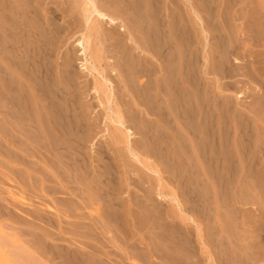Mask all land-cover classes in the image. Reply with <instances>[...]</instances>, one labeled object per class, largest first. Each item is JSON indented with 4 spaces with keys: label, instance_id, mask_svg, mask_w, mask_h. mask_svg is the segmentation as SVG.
I'll return each instance as SVG.
<instances>
[{
    "label": "rangeland",
    "instance_id": "374dc122",
    "mask_svg": "<svg viewBox=\"0 0 264 264\" xmlns=\"http://www.w3.org/2000/svg\"><path fill=\"white\" fill-rule=\"evenodd\" d=\"M66 1L67 2L64 5L70 6L69 3L71 4L72 0H66ZM159 1H160L159 4L163 6V9L161 8L162 10L160 11V14L162 15L163 18L166 19L167 31H168V28L169 30H172L173 27L175 29V26L177 28L178 23L185 24V27H188L186 31L188 29L191 31L190 32L188 30V32H185L186 34H188V36L187 35L185 36V38L188 40V41H186V39L184 40L187 42V43L185 42V46L183 43L180 46L181 41H179L177 35L174 34L176 30L173 29L172 30L173 34H171L172 35L171 37L172 45H174L172 46L173 55H174L173 61H175L176 59V61L173 62V66L175 65V63L178 64V65L177 64L175 65L176 67L174 66L175 68H173L172 66V69H173L172 73L174 74L175 70L177 72V74L175 72L177 77H174V80H175L174 82L176 85L177 83H179V76L180 74H182L180 73L182 72L180 70H183V72H185V74L188 75V77L187 76L185 77L188 83L187 82L184 83V85L187 87V90H186L187 92L185 91L186 95L184 94V92H182L185 95L186 99L184 96L182 98V95H183L182 93L180 95V92L186 89V87L183 84H181V82H180L181 86L178 84L180 86L179 88L174 86L175 90L176 88L178 89L176 90L178 91V93L172 91L171 92L172 95L168 94L170 90L168 91L167 85L165 84L166 78L164 77H166V75H165V72H163V68H162L163 62H161L163 60L161 58H160L161 60H154V63L158 68L155 76H157L156 85H158V99H159L158 104L160 105L159 109L161 113L160 112L159 114L154 113L155 115L154 114L150 115V113L148 114V111H147L148 104L147 102L144 103L143 101L141 103H144V106L140 104V106L137 107V109L141 113V115L148 118L149 121L151 120L150 122L152 123H149L151 124L150 127L154 126L152 127L153 130H151L150 128H148L149 124H146L148 126L146 128V133L150 137L153 136L154 134L155 135H154V138L151 137L152 144H150L151 142L149 140H148V143L145 144L147 140H145L146 142L143 141L144 139H142L140 132L135 133L134 137L131 138V143L133 144V146H135L137 153L139 154L140 159L143 162V164H140L139 162L135 161L133 158L128 157L125 153L123 154L124 157H122L121 155L123 153V150L120 151L117 148L110 145L109 138L107 137L101 138L102 144L104 145V149L107 150L106 152L108 155V158H106L105 161L108 162L109 161L108 159H110L109 162H111L114 166V168L110 171L112 176L109 178H111V180L113 181L116 179L115 180L116 183L113 182V184L115 185L117 184L115 188L117 186L119 187L121 186L122 188L121 190L122 192L119 195V198L124 202L123 205L125 207L130 206L131 208L134 209V213H135L134 217H131L130 219L129 218L125 219V221L128 220L129 222L128 221L123 222L121 225L122 227L120 226L118 227L119 229H112L106 234V236L110 237L112 240H116V243L114 242V246L122 248V250L125 251L130 256V258H131L130 254H133V252L130 249L131 246L129 248L128 245H131L130 243H132L133 241L137 245L139 252L141 251L140 252L141 255L143 253L145 256V257H142L141 255L140 256L134 255L132 256L133 261L130 258H128L129 260L126 259L125 263H121L119 261L114 263L113 261L116 258L113 257V252H117L116 250L118 249L112 246V244L110 245L109 243L106 244L105 243V241L107 242L106 240L107 237H106L104 239L105 241L104 240L102 241L103 245H105L103 247L102 245L94 243V242H91L92 244L91 243L89 244V247H93L92 245L94 243L95 244L94 247L97 248V250H100V249H104L106 251L108 250V253L110 254L112 252V255H109L107 258L104 259V264H117V263L118 264H160V263L162 264L163 262L158 258V256H161V257L164 256L163 258L166 262H168L169 264H171L172 262L173 264L176 261V258L178 257V253H179V256L185 258L186 260V253H188L190 246H194L196 250H198L197 253L199 252L198 255H199V259H201V264H204L205 263L204 258H206L205 257L206 256L205 250H206V245H207L206 243L209 242V239L210 241H212V236H213V240H217L219 238L225 237L223 236L224 233L227 236V233L225 232V230L222 232L223 228L225 229L227 227L229 228V231H231L232 226L236 225V222L237 223L241 222L240 224L239 223L238 224L241 227H243L242 229H245L246 231L250 232L251 228L248 226V224L250 225V223H248L247 225L244 224L243 226V223L245 222L247 223V221H245L246 216H250V215L255 216L259 214V212L264 213V208H263V205H264L263 203L264 202V190H263L264 189V170H263L264 169V17H263L264 8H262L264 7V0H247L248 2L247 7L249 5L248 8L244 6V4L242 6V5H239L238 3L233 6L231 3L232 0H227V1L226 0H211L212 3L214 2L213 3L214 7L212 8V11L211 9H209L210 10L209 11L207 8L202 9L200 4L203 0H159ZM236 1L238 2L239 0H236ZM216 3L218 4V6ZM66 8L68 9V7ZM169 11H171L174 14L169 13ZM67 12L62 14L61 16L58 14V18L60 16V19L58 18L56 19V21L58 22V23L56 22V25L58 28L60 27L61 29L64 26L67 28L61 29L62 33L60 32L61 34L59 35L63 37L62 38L58 37V39L55 40V44H57L58 48L54 46V49L56 47V50H54L55 53H53V57L55 56L56 58L52 57L51 60L53 59L52 60L53 62L56 60L55 64L56 65L58 64L57 65L58 67L57 66L55 67L54 63L52 64L54 65L57 71H59L58 68L62 69L64 61L65 63L67 61V63H69V66L71 65L70 67L69 66L67 67L68 70L70 68L71 75L75 73L78 76L75 74L73 75L75 77L76 76L79 77L78 79L74 81L73 84L74 85L76 84L78 86L76 87L79 88V92H78L79 98H80V95L83 94L82 95L83 97L80 98L79 101L78 100L77 101L82 102L84 104L83 106L86 105L84 107L85 109L83 108L84 109L83 111L85 115L87 114L86 117L88 118V121L90 122L93 121L92 123L95 124L94 132L96 133V135L93 136V140L91 143L90 141L87 143V149H89L88 151L90 155L95 156L96 154L94 155L91 152L92 150L90 149L91 147H94L95 143L97 145L98 143L97 139L99 138V135L102 134V132L99 133L100 130L101 129L104 130L105 128L112 130V127L114 125L110 123L108 120L104 119V116L106 113H108V111L107 110L105 111L103 107L99 106V102L103 100L102 95L94 96V94H92L90 90V88L92 87L95 81L94 74H88L86 72L84 74V72L80 68L81 56L79 55L80 54L79 47L76 45L75 39L77 40L78 38H80L81 33L84 31V27L82 26V24H79L80 22L79 16H76L77 20L75 21V24L73 22L71 24L72 19L69 20L70 24H67L68 23L67 21L68 18L66 17V14H68ZM177 17L179 18L177 19ZM223 17L226 19H224ZM163 18L162 19L160 18V19L164 21L165 19ZM171 18H173L174 20ZM183 20H186V21L184 22ZM120 23H125V22H123L122 20L121 21L118 20L117 26L120 25ZM156 23L158 24V22ZM159 23L161 24L160 21ZM186 23H187V26H186ZM171 24H173V27H171ZM180 24L178 26H180ZM131 25H133V23H131ZM70 29H71V32H69ZM222 29H224V31H221ZM108 30L109 29H106V28L104 30V32L106 31L105 33L107 35H109L110 33V32L107 33ZM137 37H138V34H137ZM108 39H110L109 42L107 41ZM108 39L103 42L100 39H96L93 36L90 41V47L93 50L97 48H100V49L102 48L103 58L101 60V64H102L101 66L105 67L106 70H108V73L111 75V69H117L116 65L118 67V65L122 61L121 59L119 60L120 51L118 50V48H111L108 50V48L110 47H115L114 44H112L111 46V43H113V40L111 39V37H109ZM137 39L138 41L136 40V42L137 43L139 42L140 45L142 44L141 46L145 47L143 43L145 41H143V38L141 39L140 35ZM73 40L75 41V43ZM107 43H109L110 46L108 44V47H107L106 46ZM128 43L130 45H133L131 42H128ZM58 44L61 47H59ZM186 44L188 46L187 47L188 49H186L187 52L185 54L186 55L185 58L188 60V63H190L191 66H186L189 64L185 63L186 62L185 58L183 57L181 58V54H183V51H181V49L182 50L184 49L182 48V46L186 47ZM105 49L109 52H106ZM115 50H118V51H115ZM117 52L119 54H117ZM136 52L138 55L145 56V52H140V51L139 52L136 51ZM178 52L180 53L179 57L177 56ZM189 60H192V61L190 62ZM60 61L63 62V64ZM59 62L61 63V65L59 64ZM0 65L3 67V69L5 68L4 64H2L1 61H0ZM178 66H179V69H178ZM220 66L222 69L219 68ZM11 72L9 70V72L7 73L11 74ZM124 73L126 75V72ZM81 75H85V76H81ZM118 75L119 74L117 73V70H116V72H113V74L110 76L114 84V94L115 95H114L113 104L111 106H108V108L110 109L111 107L117 106L120 110H122L123 115L126 116L127 105H130L132 103L133 98L129 95V93L125 89L124 84L122 81H120L121 78H119L120 76ZM95 76L97 75L95 74ZM88 78H90V81L88 80ZM144 79L145 77H142V81H144ZM152 79L154 80L153 76H152ZM191 80L192 82L194 81V83L190 82ZM162 81L164 84L160 85L162 84ZM85 82H87L86 86L89 87L87 88L85 86L87 89L86 91H85V88H83L85 85ZM90 82H91V85H90ZM1 83L2 82L0 80V86L3 85V83L2 84ZM80 84L83 85L82 88L80 87L81 86ZM181 87H183V89ZM193 87H197L198 89L196 88V91H194L195 89ZM160 88L163 90L166 89V92L164 91L165 92L164 93ZM189 93H191L192 95ZM198 93L201 95H198ZM166 94H168V98L170 97L171 100L167 99V96H165ZM175 94L177 95L174 97L173 95ZM178 100H180L179 103H182L185 101L186 105L189 106L188 107L189 110H188V108L187 109L185 108L186 107L185 104H183L185 106V107L183 106L185 109L184 112L186 113L187 111L188 112L191 111L190 114L192 113L190 115L187 112L186 114H189V115H186L187 118L185 116H183V119L178 117L180 116V113L178 111L179 109L177 108ZM208 100L210 101L208 102V105H207ZM170 103L172 105L169 106ZM199 104H202L203 107ZM171 106L173 108H171ZM145 107L147 110L145 109ZM205 108L207 111L205 110ZM163 109H164L163 111L164 113L162 112ZM171 109L173 111H171ZM214 110H215V113L213 114ZM193 112H194V115L196 114V116L193 115ZM166 113H168V115ZM200 113L203 116L205 115V118L203 116L201 117ZM160 116L163 119H161ZM210 116H211V119H209ZM214 116L215 118H213ZM169 117L172 119H170ZM178 118L181 120H179ZM202 118L203 120H200ZM125 119H128V118H125ZM240 119H243V120H240ZM245 119L247 120V122L244 121ZM127 122H128V125L134 127V125L131 122L129 121ZM243 122L244 124L246 123L248 125V131H245L246 135L244 134L242 136L243 132L241 133L238 132L237 124L241 125V123ZM202 125L204 126L202 127ZM213 125L215 126L217 125L215 127L216 129L213 128ZM227 125L228 126L230 125V126L228 127ZM160 126L161 127L163 126L164 128L163 127L161 128ZM175 126L178 129L174 128ZM170 127L173 130L170 129ZM189 128L191 130H194L195 128L194 131L196 133L194 134V132L191 131ZM133 129L135 130V128ZM156 129H158V131ZM174 129H176L175 131H177L178 135H175L176 132L174 131ZM183 129H186V130H183ZM204 130H206V132ZM96 131H98V133ZM178 131H180L182 135L180 134V132L178 133ZM188 131H190V134ZM210 131L212 134L210 133ZM151 132H153V134L150 135ZM227 132L229 133L227 134ZM247 132L251 135V136L248 135L250 138L249 137L243 138L244 136H247ZM192 136L194 137L192 138ZM215 136L218 137L219 139H216ZM162 137L164 139L160 140L162 139ZM205 137H208V138H205ZM210 138L213 140L216 139L218 141L210 140ZM152 139L154 141H152ZM165 139H167L168 141H166ZM223 139L225 141L227 140L226 141L227 143H225ZM209 140L210 142L213 141L214 144L210 145L209 142L207 143V141ZM241 140L242 141L245 140V141L242 142ZM201 145L204 147V149ZM182 146L184 147V149ZM239 146L240 147L242 146V147L240 148ZM247 146L249 147L248 149H247ZM237 148H239V151ZM145 149H148V150H145ZM169 151L170 153H168ZM175 151L177 152V154L174 153ZM179 151L181 152V154ZM241 153H242V156L239 155ZM243 154L245 156H243ZM217 155L219 158H217ZM204 158H206V160ZM223 158H225V160H223ZM229 158H231V160L233 161H231ZM252 158L254 159L253 160L254 162L252 161ZM211 161L213 164L211 163ZM256 161H258L259 163ZM0 164H1L0 165V181H1L0 182V190H1L0 191L1 192L0 193V264H24V263L30 264L31 262H34V259L32 261L28 260L29 262L23 261L25 257L22 255V252H21L23 250L20 251L21 245H22L21 249H23L24 247L29 248V250L31 249L32 250L31 254L34 253L33 255H35V257L37 258L39 257L41 264H80V263L81 264H92V263L98 264L97 263L98 260L93 257L95 256L94 253H93L94 255L91 254L92 252L90 253L92 256L89 254L88 256L81 255V253L85 251L87 248L84 245L82 246V248H79L81 250L80 252V250H77L78 248L76 247V245L68 244L67 240L74 241V239H76V236H73L72 234L67 233V234H64L67 240H64L61 237H59V221L56 217L57 215L59 216V196L53 193L52 191H48V190L39 191L36 188L34 191L36 193V196L29 198L27 195H23V197L16 199L17 201H19V203H26L27 201L32 202L36 205H39L40 208L48 204L47 208H50L52 214L50 213L47 215H49L52 219H50V217H48L47 215H46V218L44 219V224H45L44 227H45L46 236L44 238L45 244L41 245L42 251H40V248L38 246L36 247L35 245H32L31 242H28L27 236H23L22 234L19 233L18 229L21 228L20 227L21 225L16 223V221H14L18 215L17 213L18 210L16 209L17 207L16 208L14 207L4 208L3 205L10 203L8 199L10 192H19V188L22 187L23 184H25V182L21 180L22 178L20 177V174H19L20 171H22V169L20 168L21 166L19 165L13 166V164H11L6 158V155L0 156ZM243 165L245 167H243ZM258 165L259 166L261 165V167H259ZM92 166L94 167V161L92 163ZM146 166L147 167L149 166L150 168L154 169L156 173H151L150 171H148L146 169ZM220 167L223 172L221 171ZM261 168L263 171H261ZM219 169L220 171H218ZM229 169H232L231 172L229 171ZM248 169H250V172ZM227 171L228 173H230L229 175L227 174ZM215 172L219 174L217 173L215 174ZM207 173H210L209 176ZM232 174L234 175V177ZM252 175L255 178L252 177ZM229 176L233 181L229 178ZM19 178L21 181L19 180ZM217 178L219 180H217ZM240 179L242 182L240 181ZM258 179L260 180L258 181ZM218 182H219V185H218ZM46 184L50 186V184L52 183L50 184L46 183ZM110 185H112L111 182H110ZM258 185H260L259 186L260 188L258 187ZM24 186H26V184ZM55 186L57 187V185ZM246 189H247V193H246ZM248 191H251L252 193L251 192L248 193ZM150 192L153 194L152 196L148 195V194H151ZM243 192H244V195H243ZM159 194H161L162 196L160 197ZM249 194L251 196H249ZM134 195H137L143 204L142 203L140 204L132 203V200H134L133 199ZM146 196L149 198L151 197V198L149 199ZM250 198L252 201L253 199L258 200V202H261L263 205L260 203L261 207L259 208L257 207V210L255 206L253 207L251 205H248V206L241 205L242 200L240 202V199L244 200V199H250ZM223 199H224V202H223ZM145 204L146 206H144ZM150 204L154 206L152 207ZM227 204L228 205L230 204L231 207L230 206L226 207ZM30 208H24V210L28 209L26 211H29V210L31 211L32 209ZM55 208L58 209V211H55L56 210ZM149 211L151 212L149 213ZM233 213H235L237 216L235 217V214ZM227 214H230V215H227ZM238 215L240 216L242 215L241 218L240 216L238 217ZM155 218H158L159 220H156ZM164 218H166L167 220ZM189 218L193 219V221L189 220ZM237 218L239 221L236 220L235 224L233 225L234 219H237ZM241 219H243L244 222H242ZM224 220L226 222H224ZM151 222L153 225L151 224ZM150 224H151V227H150ZM61 225L68 226L67 224H64V223H62ZM50 228H53V230L57 231V235L53 233L52 229L47 230ZM161 237L163 238L166 237L165 239L167 240ZM180 239H182L184 242H182V240L180 242L179 241ZM174 241L177 243H175ZM18 244H20V246ZM123 244H127V245H125L124 247ZM183 244H185V247ZM176 245L177 247H175ZM187 245L188 246L190 245V246L188 247ZM168 246H170L171 249ZM74 251L75 253L77 252L79 256L75 254ZM15 253L17 254V256ZM69 253L71 257L73 255L72 259L75 258L74 260L70 258V255H68ZM20 255L23 256L24 258L23 257L21 258ZM20 259L22 260L20 261ZM92 259H95V260L93 261Z\"/></svg>",
    "mask_w": 264,
    "mask_h": 264
},
{
    "label": "bare ground",
    "instance_id": "6f19581e",
    "mask_svg": "<svg viewBox=\"0 0 264 264\" xmlns=\"http://www.w3.org/2000/svg\"><path fill=\"white\" fill-rule=\"evenodd\" d=\"M66 2H67L66 0H0V61L2 62V64H4V67H5L3 69V67L0 65V80L3 83V85L0 86V156L6 155V158L8 159V161L11 164H13V166H18V165L21 166L20 168L22 169V171H20L19 174H20V177L22 178L21 180L24 181L26 184V186H24L25 184H23V186L19 188V192H10V195L8 196L10 203H7L3 206H4V208H8V207L16 208L17 207L16 208L18 210L17 213L20 217L17 215L15 220L14 219L13 220L16 221V223H18L19 225H21L20 226L21 228L18 227V228H20V229H18L19 233L22 234L23 236H27L28 242H31V244L35 245L36 247L38 246L40 248V251H42L41 245L45 244L44 238L46 236L45 235V227H44L45 226L44 219L46 218L47 214H50V213L52 214V212H51L50 208H47L48 204H46V206H42V208H40L39 205H36L32 202L27 201L26 203H19V201H17L16 199L23 197V195H27L29 198L36 196V193L34 192L36 188L39 191H45V190L52 191L53 193H55L56 195L59 196V216L58 215L56 216L58 221H59V237H61L64 240H67V238L64 236V234H67V233L72 234L73 236H76V239H74V241L67 240L68 244L69 245H76V247L78 248L77 250H80L79 248H82V246L84 245L88 249L86 248L87 251L86 250L83 251L81 253V255H87L88 256V254L89 255L95 254V256H93V257L98 260L97 263L98 264H104V259L107 258L109 255H112V252L110 254V253H108V250L107 251L104 249L97 250V248L94 247V245H95L94 243L100 244V245H102V247L105 246V245H103L102 241L107 237L106 234L109 231H111L112 229H119L118 227H120L123 222L128 221V220L125 221V219L126 218L130 219L131 217H134L135 213H134V209L131 208L130 206L125 207L123 205L124 202L119 198V195L122 192L121 191L122 188H121V186L120 187L117 186L115 188V186L117 185V184L116 185L113 184V182H115V180H116L115 177H114V179H115L114 181L111 180V178H109L112 176L110 171L114 168V166L111 162H109L110 159H108L109 160L108 162L105 161V159L108 158V155L106 152L107 150L104 149V145L102 144L101 138H104V137L109 138L110 145H112L113 147L117 148L120 151L123 150V153L121 155L122 157H124L123 154L125 153L128 157L133 158L135 161L139 162L140 164H143V162L140 159L139 154L137 153L135 146H133V144L131 143V138L134 137L135 133L140 132L142 139H144L143 141L147 140V142L145 141L146 143L145 142L144 143L147 144L148 140L151 142V137L154 138V135H155L154 134L153 136L150 137L146 133V128L148 127L146 124H149L152 122H150L151 120L149 121V119L146 118L145 116L141 115V113L137 109V107H139L140 104H142V106H144V103L147 102L148 110L146 109V107H145V109L148 111V114L150 113V115H153L154 113H156V114L157 113L159 114V112L161 113V111L159 109L160 105L158 104V102H159L158 101L159 100L158 99V85H156L157 76H155L158 68L154 63V60H161V59L163 60L161 62H163L162 68H163V72H165V75H166V77H164V78H166L165 84L167 85L168 91L170 90L168 94L172 95V93H171L172 91L178 93V91H176V90H178L177 88H179L181 86V84L184 85V83L187 82L186 81L187 79L185 77L186 76L188 77V75H186L185 72H183V70H180V71H182V72H180L182 74H180V76H179V83L176 82L177 85L179 84L180 86L179 85L177 86L175 84L174 77H177V75H176L177 72L175 70L176 74H175V72H174V74L172 73L173 72L172 66H173V62H175L176 59H175V61H173L174 55H173V50H172L173 47L172 46H174V45H172V40H171V37H172L171 34H173L172 30L174 29V27H173V24H171V27H173L172 30H169V28H168V31H167L166 19L163 18L162 15L160 14V11L163 9V6L159 4V2H160L159 0H72V2H71V4L73 3L72 5L69 3L70 6H65L64 4ZM228 2H227V4H228ZM249 2H251V1H249ZM213 3L211 0H203L200 5H201L202 9L207 8L208 10L211 9V11H212V8L214 7ZM231 3L233 6L238 3L239 5H242V6L244 4V6L247 7L248 2H247V0H239L238 2L236 0H232ZM217 6H218V4H217ZM66 7H68V9ZM248 7H249V5H248ZM262 8H264V7H262ZM169 10H170V8H169ZM171 11H173V10H171ZM171 11H169V13H172ZM66 12L68 13V14H66V17L68 18L67 24H70V22H69L70 19H72L71 24H72V22L75 24V21L77 20L76 16H79V19H80L79 24H82V26L84 27V31L81 33L80 38H78L77 40L75 39L76 45L79 47V52H80L79 55L81 56L80 68L84 72V74H85V72L88 74H94L95 81H94V84L92 85V87L90 88V90H91L92 94H94V96L102 95L103 100L99 102V106L103 107L105 111L106 110L108 111V113L105 114L104 119L108 120L110 123H112L114 125L112 127V130H110L108 128H105L104 130L103 129L100 130L99 133L102 132V134H100L99 138L97 139V141H98L97 145L95 143L94 147H91V149H90V150H92L91 152L94 155L96 154L95 156H91L89 151H88L89 149H87V143L89 141L91 143L93 140V136L96 135V133L94 132L95 124L92 123L93 121L92 122L88 121V118L86 117L87 114L85 115V113L83 111L85 109L84 107L86 105L83 106L84 104L82 102H78L79 99L83 97L82 96L83 94H81L83 92L80 93L81 95L79 98V96H78L79 88H77L78 86L76 84L75 85L73 84L74 81L76 79H78L79 77H77L78 75L75 73H73V74L77 75L76 77L73 74L71 75L70 68H69V70L67 69V67L69 66V63H67V61L65 63V61L62 60V61H64V64H63V62L60 61L63 64V66H62V69L58 68L59 71H57L55 68L58 65V64L57 65L55 64L56 60L54 62L52 61L53 59L51 60V58L53 57V53H55L54 50H56V47L58 48L57 44H55V40L58 39V37L62 38L63 36L59 35L62 33L61 29L67 28L65 26L62 27L61 29H60V27L58 28L56 25V22H57L56 19L58 18V14L61 16L62 14L66 13ZM172 14H174V13H172ZM212 15H213V13H212ZM60 16L58 19H60ZM160 18L161 19L163 18L165 20L163 21ZM178 18L179 17H177V19ZM171 19H173V18H171ZM183 19H185V18H183ZM224 19H226V18H224ZM118 20H120V21L122 20L125 23H120V25L117 26ZM159 21L161 22V24L159 23ZM183 21L185 22L186 20H183ZM156 22H158V24ZM178 22H179V20H178ZM131 23H133V25H131ZM176 23H175V25H176ZM179 24L180 23L177 24L178 29L175 26L174 30H176V32H174V34H176L179 41H181L180 46L182 45V43L185 46V42L188 41L185 38V36L186 35L188 36V34H186L185 32H188L189 29L186 31V29L188 27H185V24H180V26H178ZM186 26H187V23H186ZM105 28L109 29L107 32V33L110 32L109 35H107L105 33L107 30L104 32ZM221 31H224V29H222ZM69 32H71V29ZM137 34H138V37L140 35L141 39L143 38V41H145V42H143L145 47L141 46L142 44L140 45L139 42H138L139 44L136 42V40L138 41ZM93 36L96 39H100L103 42L105 40H107L109 37H111V39L113 40V43H111V46H112V44H114L115 47H110V48H108V50L111 48H118V50L120 51L119 60L121 59L122 62L119 61L121 63L118 65V67L116 64H114V65H116L117 69H111V75L113 74V72H116V70H117V73L119 74L118 76H120L119 78H121L120 81L123 82L125 89L129 93V95L133 98L132 99L133 101L130 105L126 104L127 105L126 116L123 115L122 110H120L117 106L111 107L110 109L108 108V106H111L113 104L114 95H115L114 94V84L110 78L111 75L108 73V70H106L105 67L101 66L102 65L101 60L103 58L102 57L103 56L102 55V48L101 49L97 48V49L93 50L90 47V41H91ZM75 38H77V37H75ZM185 39H186V41H184ZM64 40H65V38H64ZM109 40L110 39H108L107 41L109 42ZM75 41H74V43H75ZM59 42H61V41H59ZM128 42H131L133 45H130ZM56 43H58V42H56ZM189 43H190V41H189ZM108 44L109 43H107V45H106L107 47H108ZM101 45H103V44H101ZM54 46H56L55 49H54ZM109 46H110V44H109ZM59 47H61V46L59 45ZM187 47H188L187 44H186V47L182 46V48H184L185 50L181 49V51H183V54H181V58L186 57L185 54L187 52L186 49H188ZM118 50H115V51H118ZM105 51L109 52L106 49H105ZM136 51L145 52V56L138 55ZM117 54H119V53L117 52ZM179 54L180 53L178 52V55H177L178 57L180 56ZM187 56H188V54H187ZM53 58H56V57L54 56ZM182 60H184V59H182ZM185 60H186V62L185 61H183V62H185L187 64L188 60L186 58H185ZM189 61L191 62L192 60H189ZM60 62H59V64L61 65ZM52 63L55 64V67ZM176 64L177 63H175V65ZM188 64L189 65H186V66H191L190 63H188ZM174 66H173V68L176 67V66L175 67ZM179 66H178V69H179ZM183 68H181V69H183ZM219 68H221V66ZM185 69H184V71H185ZM6 70H8V71H6ZM9 70H10V72L12 71L11 74L7 73V72H9ZM124 72H126V75ZM95 74L97 76H95ZM174 75H176V76H174ZM81 76H85V75H81ZM152 76L154 77V80L152 79ZM142 77H145L144 81H142ZM193 77H195V76H193ZM88 80L90 81V78H88ZM89 81H88V83H89ZM176 81H178V80H176ZM4 82H5V84H4ZM180 82H181V84H180ZM190 82H192V80ZM192 83H194V81ZM86 84H87V82H85V85L83 84L84 85L83 88H85V91L87 90ZM163 84L164 83L162 81V84H160V85H163ZM83 85H81L80 87L82 88ZM90 85H91V82H90ZM174 86L177 87L176 90H175ZM122 87H123V85H122ZM183 87H181V88L183 89ZM87 88H89V87H87ZM193 88L195 89L194 91H196L197 87H193ZM191 89H192V87H191ZM161 90L163 92L164 91L166 92V89L165 90L161 89ZM186 90H187V87L184 91L182 90L180 92V95L182 92H184V94L186 95V93H185ZM168 94H166L165 96H167V99H170V97L168 98ZM184 94L182 95V98H183V96L185 97ZM189 94H191V93H189ZM176 95L177 94H175L173 96L175 97ZM198 95H201V94L198 93ZM198 97H200V96H198ZM239 97H241V96H239ZM176 98H178V97H176ZM185 99H186V97H185ZM200 99H202V98H200ZM142 101L144 103H141ZM179 101L180 100H178V103H177V108L179 110L176 109L180 113V116H178V117L183 119V116H185L187 118L186 115H189L191 111H189V112L187 111L189 114H186L187 112L186 113L184 112L185 111L184 107L186 106L185 108L187 109L189 106L186 105L185 101L184 102L181 101L182 103H179ZM187 101H189V100H187ZM209 101L210 100L207 101V105H208ZM174 103H176V102H174ZM183 104H185V106ZM170 105H172V104L170 103L169 106ZM199 105L202 106V104H199ZM171 108H173V107L171 106ZM188 110H189V108H188ZM205 110H206V108H205ZM155 111H157V112H155ZM163 111H164V109L162 110V112ZM171 111H173V110L171 109ZM201 111H202V109H201ZM214 113H215V110H214L213 114ZM99 114H101V113H99ZM166 114L168 115V113H166ZM193 115H194V112H193ZM200 115H201V113H200ZM194 116H196V114ZM202 116L203 115H201V117ZM241 116H242V114H241ZM163 117H165V116H163ZM203 117L205 118V115ZM125 118H128V119H125ZM160 118H161V116H160ZM194 118H196V117H194ZM213 118H215V116ZM161 119H163V118H161ZM170 119H172V118H170ZM181 119H179V120H181ZM209 119H211V116L209 117ZM200 120H203V118ZM215 120H217V119H215ZM240 120H243V119H240ZM127 121L131 122L134 125V127L128 125ZM171 121H173V120H171ZM244 121L247 122L246 119ZM131 123H129V124H131ZM150 125L151 124H149L148 128L153 130L152 127H154V126L150 127ZM221 125H222V123H221ZM203 126L204 125H202V127ZM216 126L213 125V128H215ZM237 126H238V128H237L238 132H240V133L243 132L242 136L245 134V131H248V125L246 123L244 124V122L241 123V125L237 124ZM132 127L135 128V130ZM174 128H177V127L175 126ZM190 128H192V127H190ZM195 128H194V130H195ZM170 129H172V128L170 127ZM156 130L158 131V129H156ZM175 130L176 129H174V131ZM183 130H186V129H183ZM194 130H191V131H193L195 134L196 132ZM219 130H220V128H219ZM160 131H161V129H160ZM204 131L206 132V130H204ZM96 132L98 133V131H96ZM153 132H151L150 135L153 134ZM175 132H176L175 135H178L177 131H175ZM179 132L180 131H178V133ZM188 132L190 134V131H188ZM197 132H198V130H197ZM160 133H159V135H160ZM210 133H211V131H210ZM210 133H208V134H210ZM228 133L229 132H227V134ZM165 134H167V133H165ZM180 134H181V132H180ZM161 135H163V134H161ZM168 135H169V133H168ZM248 135L251 136L247 132V136H244L243 138L249 137ZM171 137H172V135H171ZM193 137L194 136H192V138ZM210 137H212V136H210ZM205 138H208V137H205ZM215 138L219 139L216 136H215ZM239 138H240V136H239ZM156 139H157V137H156ZM163 139L164 138L162 137V139H160V140H163ZM216 139L213 140L210 138V140L218 141ZM165 140L168 141L167 139H165ZM194 140H195V138H194ZM210 140L207 141V143L209 142L210 145L214 144V142L212 141L213 142L212 143V142H210ZM152 141H154V140L152 139ZM226 141H225V143H227ZM229 141H231V140H229ZM243 141H245V140H243ZM235 143H237V142H235ZM150 144H152V142ZM92 145H93V143H92ZM244 148H245V146H244ZM248 148L249 147L247 146V149ZM148 149H145V150H148ZM183 149H184V147H183ZM203 149H204V147H203ZM203 149H201V150H203ZM237 149L239 151V148H237ZM165 152H167V151H165ZM146 153H147V151H146ZM168 153H170V151ZM174 153L177 154L176 151ZM180 154H181V152H180ZM244 154H243V156H245ZM214 155H216V154H214ZM239 155L242 156V153ZM182 157H181V159H182ZM228 157H230V156H228ZM217 158H219L218 155H217ZM225 158H223V160H225ZM204 159L206 160V158H204ZM229 159L231 160V158H229ZM210 160H212V159H210ZM253 160L254 159L252 158V161ZM93 161H94V167L92 166ZM217 161H216V163H217ZM231 161H233V160H231ZM243 162H244V160H243ZM256 162H258V161H256ZM211 163H212V161H211ZM244 165H243V167H245ZM204 166H206V165H204ZM246 166H247V164H246ZM232 167H234V166H232ZM259 167H261V165ZM228 168H229V166H228ZM146 169L148 171H150L151 173H156L155 170L150 168L149 166L148 167L146 166ZM220 169H221V167H220ZM220 169L218 171H220ZM207 170H208V168H207ZM231 170L232 169H229L230 172H231ZM248 170L250 172V169H248ZM263 170L261 168V171H263ZM221 171H222V169H221ZM234 172H235V170H234ZM216 173L217 172H215V174ZM207 174L209 176L210 173H207ZM217 174H219V173H217ZM227 174L229 175L230 173H228V171H227ZM113 175H114V173H113ZM247 175H248V173H247ZM253 175H252V177H254ZM250 176H251V174H250ZM233 177H234V175H233ZM229 178H230V176H229ZM19 180H20V178H19ZM217 180H219V179L217 178ZM259 180L260 179H258V181ZM240 181H241V179H240ZM110 182L112 183V185H110ZM46 183H49V184L52 183V184H50V186H49ZM221 183H222V181H221ZM249 184H250V182H249ZM260 184H261V182H260ZM55 185H57V187H59V188H57ZM218 185H219V182H218ZM259 186L260 185H258V187ZM237 187H239V186H237ZM226 188H227V186H226ZM16 189H18V188H16ZM218 191H220V190H218ZM6 192H7V190H6ZM249 192H251V191H248V193ZM246 193H247V189H246ZM148 195L152 196L153 194L151 193ZM159 195H160V197L162 196L161 194H159ZM220 195H222V194H220ZM243 195H244V192H243ZM254 195H255V193H254ZM249 196H251V195L249 194ZM246 197H247V195H246ZM147 198H149V197H147ZM133 199L134 200H132V203H134V204L142 203L140 201V198L137 195H134ZM241 200H242V202H241ZM223 202H224V199H223ZM240 202H241V205H243V206H248V205H251L253 207L255 206L256 210H257V207L258 208L261 207V205H260L261 202H258V200H254V199L252 201L251 198L250 199H244V200L240 199ZM144 206H146V204ZM151 206L153 207L154 205H151ZM227 206H230V204L229 205L227 204L226 207ZM30 207H32V208H30ZM24 208H30L32 210L26 211L28 209L24 210ZM263 208H264V205H263ZM55 211H58V209H56ZM150 212L151 211H149V213ZM233 214H235V213H233ZM227 215H230V214H227ZM47 216L50 217L49 215H47ZM236 216L237 215L235 214V217ZM239 216L240 215H238V217ZM241 216H240V218H241ZM250 216H252V215H250ZM250 216H246L245 221H247V223L246 222L243 223V226H244V224L247 225L248 223H250V225L248 224V226L251 228L250 232L246 231L245 229H242L243 227H241L239 225L241 222H238L239 224L236 222V220H238V218H237V219H234L233 225L235 224V222H236V225L232 226V229L230 228L231 231H229V228H227V227L225 229L223 228L222 232L225 230V232L227 233V236L224 233L223 236H225V237H223V238H219V239L216 238L217 240H213V236H212V241H210V239H209V242L206 243L207 244L206 250H205V254H206L205 257L206 258H204L205 259L204 264H264V213L259 212V214L255 215V216H252V217H250ZM231 218H232V216H231ZM50 219H52V218L50 217ZM155 219L159 220L158 218H155ZM164 219H166V218H164ZM156 220H154V221H156ZM189 220L193 221V219H191V218H189ZM225 220H224V222L227 221V220L226 221ZM241 220H242V222H244L243 219H241ZM152 222H151V224H152ZM62 223L67 224L69 227L61 225ZM157 223H158V221H157ZM151 224H150V227H151ZM159 224H161V223H159ZM51 229H52L53 233L55 235H57V231L53 230V228H50L47 230H51ZM177 229H178V227H177ZM215 230H217V229H215ZM164 233H166V232H164ZM182 233H183V231H182ZM171 235H172V233H171ZM161 238H163V237H161ZM165 238H163V239H165ZM209 238H211V237H209ZM106 240H107V242L104 240L105 243L106 244L109 243V245L112 244V246H114V242L116 243V240H112L110 237H107ZM117 240H118V238H117ZM165 240H167V239H165ZM181 240L182 239H180L179 241L181 242ZM177 241H178V239H177ZM91 242H94L92 245L94 248L89 247V244ZM182 242H184V241L182 240ZM175 243H177V242H175ZM130 244L131 245H128V246H129V248L131 246L130 249L133 252V254H130L131 258L125 251L122 250V248L114 246L116 249H118V250H116L117 252H113V257L118 259V260L114 259V261H113L114 263H116L118 261L121 263H125L126 259L129 260L128 258H130L133 261L132 256H134V255L140 256L141 255V253H140L141 251L139 252L138 247L135 244V242L133 241ZM18 245L20 246V244H18ZM123 245L125 247V245H127V244H123ZM177 245L175 247H177ZM183 245L185 247V244H183ZM21 247H22V245H21ZM21 247H20V251L23 250L21 252H22V255L26 259V260L23 259L24 262L25 261L29 262L28 260L32 261L34 259V262H31L30 264H32V263L33 264H41L39 257L38 258L35 257V255H33L34 253L31 254V252H32L31 249H30L31 250L30 251L29 248L24 247L23 249H21ZM85 247H84V249H85ZM168 247L171 249L170 246H168ZM157 249H159V248H157ZM43 251H45V250H43ZM197 251L198 250H196V248L194 246H190L188 253H186V260H185V258L179 256V253L177 252L178 257L176 258V261L173 264H201V259H199V255H198L199 252L197 253ZM80 252H81V250H80ZM74 253H75V251H74ZM17 254H16V256H17ZM75 254H77V252ZM172 254H174V253H172ZM68 255H70V253ZM182 255H184V254H182ZM23 256L20 255L21 258ZM141 256L145 257L143 253ZM148 256H150V255H148ZM72 257H73V255H72ZM72 257L70 255L71 259H72ZM163 257L158 256V258L163 262L162 264H167L168 262H166ZM137 258H138V256H137ZM74 259L75 258H73L72 260H74ZM21 260L22 259H20V261ZM92 260L94 261L95 259H92ZM69 263H70V261H69ZM24 264H28V263H24ZM171 264H172V262H171Z\"/></svg>",
    "mask_w": 264,
    "mask_h": 264
}]
</instances>
